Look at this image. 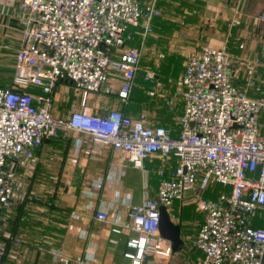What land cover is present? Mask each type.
<instances>
[{
	"label": "built area",
	"instance_id": "1",
	"mask_svg": "<svg viewBox=\"0 0 264 264\" xmlns=\"http://www.w3.org/2000/svg\"><path fill=\"white\" fill-rule=\"evenodd\" d=\"M160 1H20L24 16L14 75L9 86L0 85V264H6L12 245H23L1 226V208L13 202L12 174L20 161L35 158L45 140L68 132L88 136L95 147L89 152L100 146L123 151L145 173L147 159L162 158L156 197L146 192L139 203H128L124 222L95 212L98 220L115 225L114 231L136 233L128 242L133 250L126 253L131 264H158L153 255L171 254V244H164L159 232V207L169 211L191 192L203 213L192 240L202 252L196 264H264V226L255 224L261 212L264 221V80L258 96L250 94L256 89L251 75L244 86L237 84L236 59L227 47L205 45L187 55L176 96L168 100L173 106L180 98L184 105L176 136L151 123L146 113L133 117L121 108L103 114L76 108L54 113L59 89L82 107L100 94L114 95L123 104L129 100L146 40L161 15ZM257 65L259 58L252 60L251 71ZM155 76L150 68L143 72L145 81ZM216 185L224 187L216 197L204 196ZM32 197L39 198L37 193ZM56 256L60 264L71 263Z\"/></svg>",
	"mask_w": 264,
	"mask_h": 264
},
{
	"label": "crops",
	"instance_id": "2",
	"mask_svg": "<svg viewBox=\"0 0 264 264\" xmlns=\"http://www.w3.org/2000/svg\"><path fill=\"white\" fill-rule=\"evenodd\" d=\"M20 1L0 0L2 86H9L14 75L13 55L19 47V27L24 16ZM167 2L168 11L172 5L178 4L177 0ZM203 2L207 3V7L201 8V11L193 16L196 21L204 20L209 23L201 30V40L205 39V42L212 46L227 47L236 59L233 76L235 82L244 86L246 78L251 75L256 79V89H251L250 94L258 96V88L264 80V0ZM170 17L171 14L161 18L156 24L157 35L154 38L153 34L149 37L150 49H154L161 42L159 39L170 27ZM183 20L180 28L188 41L191 37L187 23L191 22L192 17L188 16ZM211 23L215 26L211 27ZM235 44L236 48L232 46ZM256 58H259L260 65L256 66L255 71H251L249 65ZM242 61L244 64H240ZM182 74L183 69L180 76ZM139 85L138 82L136 86ZM111 96L117 99L114 95L100 94L92 97L86 106L82 107L80 100L74 95L65 96L59 89L56 93L54 113L63 115L75 108L98 114L106 113L112 108H124L125 113L133 117L145 113L142 103L133 104L127 101L123 104ZM168 100H160V106L164 108L163 113L155 108L156 114H146L151 123L167 127L176 136L179 134V118L184 105L182 101L177 100L176 108L170 106ZM263 115L264 113L261 114L262 122ZM89 146H93L92 141L85 134L63 133L57 138L45 140L35 150L34 159L19 162L15 173L12 174L13 202L9 207L1 208L4 217L1 226L2 229L13 231L23 245L11 246L6 264H60L56 254L68 257L70 264H78V261L91 264H131L132 259L126 253L133 250L128 242L136 233L124 229L121 232L114 231L115 225L98 220L95 212L106 211L114 219L124 222L127 219L128 203H139L146 192L149 196L156 197L157 171L162 165V158L156 155L147 159L145 173L133 167L121 150L100 146L89 152ZM223 188L216 185L211 190L218 194ZM33 193H37L39 198H33ZM191 194L192 192L188 193L182 201H175L169 209L172 220L180 224V235L185 245H192L203 220V213L200 212L198 223L193 225L190 222L189 214L194 206V195ZM258 223L264 224V221L256 219L255 224ZM163 243L172 246L165 238ZM197 251L202 257V252L198 249ZM181 254L174 253L167 259L155 254L151 259L158 264H188V259L181 258Z\"/></svg>",
	"mask_w": 264,
	"mask_h": 264
},
{
	"label": "rangeland",
	"instance_id": "3",
	"mask_svg": "<svg viewBox=\"0 0 264 264\" xmlns=\"http://www.w3.org/2000/svg\"><path fill=\"white\" fill-rule=\"evenodd\" d=\"M177 1L178 4L172 5L171 10L165 11V14L162 17L164 19L171 14V19L168 20V25L170 27L166 30L165 35L163 34L161 39H159L161 40L159 45L154 49H150L149 44L145 47L144 57L142 59V67L139 71V75L142 76L144 70L150 68L156 74L155 79L150 84L140 82L139 87L141 89L137 86L134 91L135 93L133 94V98L129 100L133 104L142 103L144 105L143 111L149 115L151 112L156 114V109L161 110L160 113H163L162 109L164 108L160 106L162 105L160 100L166 101L176 96L182 76H180V73L182 69L184 70V63L187 55L191 51L201 49L205 45H210L209 43L205 42V39L201 40L200 38L202 28L209 25V23L204 20L196 21V19L193 18L195 12L191 13L189 11L192 10L188 9V11H186V7L184 6L185 0ZM205 7H207V3H204L202 8ZM188 16L192 17V20L189 22V24L187 21L185 22L187 23V26L190 27L188 30L190 31L189 36L191 38H188L187 41V39H185L183 36V32L181 31L182 29L180 28V23H183V18H188ZM213 25L214 24L211 23V27ZM156 35L157 32L155 30L153 32L152 38H154ZM232 46L236 48V44ZM34 88V86L29 87L30 90ZM101 97L104 98L106 96ZM111 97L114 98L113 96ZM115 100L119 101L118 99ZM178 101L180 102L182 100L179 98ZM102 102L103 101H101V104ZM173 106L178 108V106L175 104ZM192 202L194 206L192 207L193 210L191 214H189V219L191 224L196 225L201 218V214L200 210L196 206V203L193 201V198ZM261 215L262 212L257 218L258 220H262ZM186 253L188 255V264H196L197 260L201 257L200 253L192 248V245L186 248Z\"/></svg>",
	"mask_w": 264,
	"mask_h": 264
},
{
	"label": "trees",
	"instance_id": "4",
	"mask_svg": "<svg viewBox=\"0 0 264 264\" xmlns=\"http://www.w3.org/2000/svg\"><path fill=\"white\" fill-rule=\"evenodd\" d=\"M168 0H161L160 2H159V7H160V9H161V15L159 16V17H157V18H155V20H154V31H155V28H156V24L159 22V20H161V18L163 17V15L165 14V11H167V8H168V2H167ZM231 1H235V0H229V2H231ZM258 0H254V2H257ZM228 2V1H227ZM197 3H199V4H197ZM203 4H204V2H203V0H185V3H184V6L186 7V11H188V10H192V11H189V12H191V13H196V14H198L201 10V8L203 7ZM188 9V10H187ZM193 9H196V10H193ZM153 31V32H154ZM153 34V33H152ZM151 34V35H152ZM151 35H149L148 36V38H147V40H146V44H145V47L148 45V43H149V37L151 36ZM140 83V82H145V81H143V78H142V76L141 75H139V73H138V76H137V79H136V84L137 83ZM146 83V82H145ZM148 83V82H147ZM136 84H135V88H133V91H132V93H131V95H130V98H129V100H131L132 98H133V94L135 93L134 91H135V89L137 88V86H136ZM31 90H33V91H40V89L39 88H34V89H31ZM128 100V101H129ZM123 109V111H124V108H122ZM125 112V111H124ZM264 113V112H263ZM263 117H264V115H263ZM175 136V135H174ZM156 177V176H155ZM216 195H217V193H216V191L215 190H206V192L204 193V196H208V197H216ZM193 210V209H192ZM258 226H260V225H264V224H262V223H258L257 224ZM188 246H190V245H185L184 243L181 245V247L178 249V250H176V251H174V250H172V252H171V254L170 255H168V256H164V255H159V256H161L163 259H167V257H169V256H171L172 254H174V253H179V252H181L182 254H181V258H187L188 259V255H187V253H186V248H188ZM192 248L195 250V247H193L192 246ZM196 251H197V249H196ZM152 259H153V256L151 257Z\"/></svg>",
	"mask_w": 264,
	"mask_h": 264
},
{
	"label": "water",
	"instance_id": "5",
	"mask_svg": "<svg viewBox=\"0 0 264 264\" xmlns=\"http://www.w3.org/2000/svg\"><path fill=\"white\" fill-rule=\"evenodd\" d=\"M160 223L159 232L161 236L172 243L174 251L178 250L183 244V239L180 235V224L174 222L169 211L164 205H160Z\"/></svg>",
	"mask_w": 264,
	"mask_h": 264
}]
</instances>
